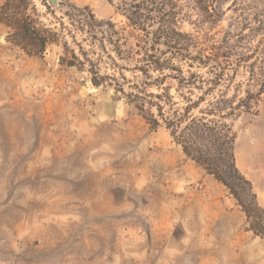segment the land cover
I'll use <instances>...</instances> for the list:
<instances>
[{
	"label": "rangeland",
	"instance_id": "obj_1",
	"mask_svg": "<svg viewBox=\"0 0 264 264\" xmlns=\"http://www.w3.org/2000/svg\"><path fill=\"white\" fill-rule=\"evenodd\" d=\"M32 1L60 38L29 55L0 22V264H264V239L229 189L117 90L142 80L133 67L146 40L117 0ZM176 1L178 27L220 60L229 55L206 100L249 102L225 120L236 165L264 207V0L237 13L224 4L213 24L194 0ZM72 6L110 20L122 53L105 26L101 34L67 16ZM165 84L178 100L175 82Z\"/></svg>",
	"mask_w": 264,
	"mask_h": 264
},
{
	"label": "trees",
	"instance_id": "obj_2",
	"mask_svg": "<svg viewBox=\"0 0 264 264\" xmlns=\"http://www.w3.org/2000/svg\"><path fill=\"white\" fill-rule=\"evenodd\" d=\"M255 1L261 0H194V4L202 21L213 24L224 14L221 8L224 4L228 3L227 9L232 8L237 13ZM72 8L64 13L101 34L105 26L109 29L107 41L117 54L122 53L110 20L97 19L88 8ZM116 9L125 16L129 25L142 31L146 37L145 45L139 46L136 52L139 56L134 58L137 64L133 67L140 72L142 80L131 84L128 91L121 86L117 90L151 127L163 125L186 157L229 189L246 215L248 228L264 239V207L258 201L252 182L236 165V133L231 122L225 120L232 118L237 108L248 109L249 102L239 99L235 104L233 97L215 96L206 100V95L214 90L222 76L213 70L225 68L222 63L229 55L220 51L221 56H225L220 60L218 54L207 52L192 34L178 27L180 7L176 0H117ZM255 14L254 20L260 23L259 11ZM0 22L9 28L6 40L29 55L41 56L49 43L58 42L60 38L57 31L39 20V12L32 0L0 2ZM254 28L257 31L259 25ZM91 35L96 38L95 33ZM81 54L90 63L92 83L99 85L102 76L93 60L84 52ZM72 55L82 62L74 52ZM67 63L73 65L74 61L67 60ZM204 68L207 69L206 74L212 75L201 73ZM167 79L175 82L178 100L170 94L171 85L165 84ZM153 87L156 92L150 90Z\"/></svg>",
	"mask_w": 264,
	"mask_h": 264
},
{
	"label": "water",
	"instance_id": "obj_3",
	"mask_svg": "<svg viewBox=\"0 0 264 264\" xmlns=\"http://www.w3.org/2000/svg\"><path fill=\"white\" fill-rule=\"evenodd\" d=\"M57 0H50V2L55 3Z\"/></svg>",
	"mask_w": 264,
	"mask_h": 264
},
{
	"label": "crops",
	"instance_id": "obj_4",
	"mask_svg": "<svg viewBox=\"0 0 264 264\" xmlns=\"http://www.w3.org/2000/svg\"><path fill=\"white\" fill-rule=\"evenodd\" d=\"M257 198H258V194H257ZM259 201V200H258ZM260 203V202H259ZM261 204V203H260ZM262 205V204H261ZM263 206V205H262Z\"/></svg>",
	"mask_w": 264,
	"mask_h": 264
}]
</instances>
